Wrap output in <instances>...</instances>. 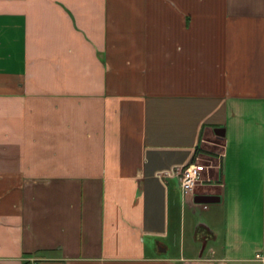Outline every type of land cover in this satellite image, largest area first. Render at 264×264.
<instances>
[{
	"label": "crops",
	"instance_id": "crops-1",
	"mask_svg": "<svg viewBox=\"0 0 264 264\" xmlns=\"http://www.w3.org/2000/svg\"><path fill=\"white\" fill-rule=\"evenodd\" d=\"M0 264H264V0H0Z\"/></svg>",
	"mask_w": 264,
	"mask_h": 264
},
{
	"label": "built area",
	"instance_id": "built-area-1",
	"mask_svg": "<svg viewBox=\"0 0 264 264\" xmlns=\"http://www.w3.org/2000/svg\"><path fill=\"white\" fill-rule=\"evenodd\" d=\"M210 167L212 166L206 163L204 158H198L195 163L177 171L184 196L188 195L204 181V174Z\"/></svg>",
	"mask_w": 264,
	"mask_h": 264
},
{
	"label": "water",
	"instance_id": "water-1",
	"mask_svg": "<svg viewBox=\"0 0 264 264\" xmlns=\"http://www.w3.org/2000/svg\"><path fill=\"white\" fill-rule=\"evenodd\" d=\"M223 133V132H222ZM218 199V198H217ZM216 201L215 198L213 196H204L201 198L200 202H203V203H212ZM219 201V199L217 200Z\"/></svg>",
	"mask_w": 264,
	"mask_h": 264
},
{
	"label": "trees",
	"instance_id": "trees-1",
	"mask_svg": "<svg viewBox=\"0 0 264 264\" xmlns=\"http://www.w3.org/2000/svg\"><path fill=\"white\" fill-rule=\"evenodd\" d=\"M205 160H206V163L210 164V161L209 160H207V159H205ZM210 166H211V164H210Z\"/></svg>",
	"mask_w": 264,
	"mask_h": 264
}]
</instances>
